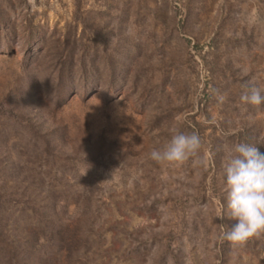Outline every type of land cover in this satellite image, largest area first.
Listing matches in <instances>:
<instances>
[{
	"label": "rangeland",
	"instance_id": "obj_1",
	"mask_svg": "<svg viewBox=\"0 0 264 264\" xmlns=\"http://www.w3.org/2000/svg\"><path fill=\"white\" fill-rule=\"evenodd\" d=\"M252 84L264 0H0L8 238L69 249L60 264H264V236L221 239L237 222L220 218L227 153H264V104L240 100ZM173 128L200 135L203 164L150 159Z\"/></svg>",
	"mask_w": 264,
	"mask_h": 264
},
{
	"label": "clouds",
	"instance_id": "obj_2",
	"mask_svg": "<svg viewBox=\"0 0 264 264\" xmlns=\"http://www.w3.org/2000/svg\"><path fill=\"white\" fill-rule=\"evenodd\" d=\"M216 99L223 104L227 97L217 92ZM240 100L245 105L259 108L264 104V87L246 86ZM202 143L198 133L186 134L173 128L171 139L161 148L152 149L149 156L167 167L180 168L190 160L194 165H201L205 162L200 155ZM224 173L227 204L220 218L226 216L237 222L221 239L234 247H243L249 239L264 236V153L256 145L237 143L227 153ZM168 264H174V261L169 258Z\"/></svg>",
	"mask_w": 264,
	"mask_h": 264
},
{
	"label": "trees",
	"instance_id": "obj_3",
	"mask_svg": "<svg viewBox=\"0 0 264 264\" xmlns=\"http://www.w3.org/2000/svg\"><path fill=\"white\" fill-rule=\"evenodd\" d=\"M2 208L3 202L0 199V264H60V262L68 261L70 251L62 249L58 253L52 254V256L40 257L35 253V245L42 244L43 238L36 233H30L25 239H9L2 220ZM60 232V231H59ZM54 238L55 240L61 241L62 235L55 234L49 235L45 240ZM67 244V243H66ZM63 245V243H62ZM66 247V245H64Z\"/></svg>",
	"mask_w": 264,
	"mask_h": 264
}]
</instances>
